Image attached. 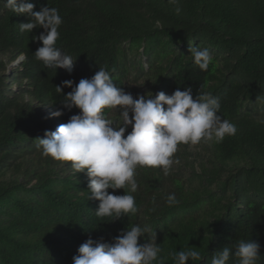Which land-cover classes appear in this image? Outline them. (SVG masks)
<instances>
[{
	"label": "trees",
	"instance_id": "trees-1",
	"mask_svg": "<svg viewBox=\"0 0 264 264\" xmlns=\"http://www.w3.org/2000/svg\"><path fill=\"white\" fill-rule=\"evenodd\" d=\"M30 2L37 11L47 4L59 10L57 47L77 59L71 74L44 68L34 59L42 42L33 40L43 29L21 33L19 24L28 18L0 0V264H72L89 237L111 241L135 224L150 229L146 239L156 232L166 264H172L169 253L181 248L203 257L187 264H210L216 251H234L240 239L261 245L256 264H264V0H180L179 14L168 0ZM192 46L211 50L207 71L194 66ZM99 67L119 87L136 70L135 79L149 87L146 95L188 86L194 96L199 88L210 92L219 98L218 114L237 127L221 143H199L201 153L179 145L168 176L161 168L137 169L139 188L132 194L139 212L115 222L95 216L99 202L88 200L83 173L42 157L37 147L50 121L57 127L50 116L63 98L56 85L90 78ZM25 92L48 105L45 114L23 102ZM78 111L65 110L58 118L66 123ZM170 193L179 201L171 207L165 202ZM235 262L233 256L228 264Z\"/></svg>",
	"mask_w": 264,
	"mask_h": 264
},
{
	"label": "clouds",
	"instance_id": "clouds-1",
	"mask_svg": "<svg viewBox=\"0 0 264 264\" xmlns=\"http://www.w3.org/2000/svg\"><path fill=\"white\" fill-rule=\"evenodd\" d=\"M168 3L176 5L177 14L181 12L180 0H168ZM4 7L28 18V22L19 24L21 33L43 29L33 36V40L42 42L34 52L36 61L55 72L57 69L69 74L74 71L77 58L57 47L63 23L57 8L47 4L37 11L30 0H4ZM156 23L157 27H163L159 21ZM189 53L194 66L201 71L208 70L213 59L209 48L192 46ZM18 59L10 70L23 57ZM65 87L71 91L65 94ZM56 93L63 98L58 101L61 106L50 113L51 117H60L65 110L73 108L79 111L55 130L52 124L43 137H37V147L42 157H50L62 165L67 163L75 175L83 173L87 177L88 200L99 202L94 213L101 222H115L139 212L132 194L139 188L137 169L161 168L168 176L173 163L178 162L174 154L179 145H197L202 141L221 143L226 136L237 132L234 123L218 114L219 98L210 92L199 88L194 96L188 86L183 90L178 87L171 94L158 91L134 97L119 87L104 67L78 83L72 79L62 81L56 85ZM106 110L116 112L118 119H109ZM118 189H123L124 194H117ZM165 202L170 207L179 203L175 193L168 194ZM149 232L147 226L135 224L121 229L111 241L89 237L79 246L72 264H166L156 232L145 238ZM260 247L257 241L240 239L234 251L229 247L216 251L210 264H228L233 256L235 264H256ZM169 256L172 264L203 259L193 248H181Z\"/></svg>",
	"mask_w": 264,
	"mask_h": 264
},
{
	"label": "rangeland",
	"instance_id": "rangeland-1",
	"mask_svg": "<svg viewBox=\"0 0 264 264\" xmlns=\"http://www.w3.org/2000/svg\"><path fill=\"white\" fill-rule=\"evenodd\" d=\"M130 57H133L132 54H130ZM136 58H141V56H136ZM143 65L146 68V63L144 60H142ZM10 66H8L5 71L7 74H10V68H11V64H9ZM10 67V68H9ZM137 76V72L136 70H131L129 72V74L125 77V79H123V84H122V88L126 91V92H130L134 97L137 96V94H145V92L148 90L149 87L145 86V82L143 79H139L138 77L135 79V77ZM11 91L12 89L16 92H13L15 97L17 98V88L18 86L15 83H11ZM25 86V85H24ZM27 92H32L33 91V86L30 85V87H28ZM22 100L23 102H27L29 104L33 103L36 109H41V111L45 114V111H47L48 109V105H41L39 104V102H37L35 99L33 98H29L28 94L25 92V96H22ZM21 101V99H20ZM48 114V113H47ZM109 115H112V119L115 120L116 118H118V114L114 111H110V113H108ZM49 115V114H48ZM108 115V117H109ZM55 126H58L59 124H61V120L58 117H55ZM51 125L53 124V122L50 123ZM180 148H186L187 152H192V153H201L202 149L201 147L197 144V145H185V144H181Z\"/></svg>",
	"mask_w": 264,
	"mask_h": 264
},
{
	"label": "water",
	"instance_id": "water-1",
	"mask_svg": "<svg viewBox=\"0 0 264 264\" xmlns=\"http://www.w3.org/2000/svg\"><path fill=\"white\" fill-rule=\"evenodd\" d=\"M19 61L21 60V59H18ZM18 62V61H17Z\"/></svg>",
	"mask_w": 264,
	"mask_h": 264
}]
</instances>
